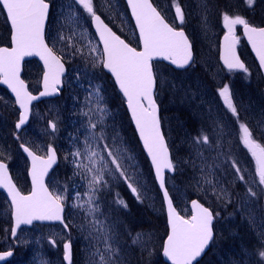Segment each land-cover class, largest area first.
I'll return each instance as SVG.
<instances>
[{"label": "snow or ice", "instance_id": "obj_1", "mask_svg": "<svg viewBox=\"0 0 264 264\" xmlns=\"http://www.w3.org/2000/svg\"><path fill=\"white\" fill-rule=\"evenodd\" d=\"M79 6L89 14L98 34L102 49H91L98 52L93 57V66L101 67L108 71L114 78L115 84L125 98L126 106L131 112V118L143 148L149 157L153 168L154 179L162 192V200L166 204L167 223L169 231L162 244L163 256L171 264H199V258L205 254L211 242L215 239L214 222L219 218V212L210 206H205L198 199L190 202V217L181 215L174 204L173 197L169 193L165 171L175 174L179 170V162H174L175 157L170 151V145L162 131L160 118V104L158 97L166 85L175 88L171 80L158 73L154 61H165L176 70H185L196 65L195 50L189 35L185 31L186 14L185 8L179 0H171L174 7V17L171 21L167 16L154 6L151 0H126L130 14L134 18L135 27L138 29L140 50L117 35L107 23L97 14L93 0H76ZM243 3L251 8L255 0H243ZM54 0H0V12H3L9 25L8 46H0V83L7 85L14 94L15 104L19 106L18 121L15 129L20 130L30 118L31 105L41 97L60 95L64 87V79L67 72L66 55H78L80 49H73L71 53L59 52L56 49L55 38L52 46L45 38L46 24L53 18L51 9ZM190 15V14H189ZM222 27L225 29L223 39L225 44L220 59L226 68L231 70H243L248 73L249 69L240 59L236 52L239 37L236 35L237 26H242L244 35L251 43L258 57L259 67L264 69V26H254L245 16L237 14L231 5H225L220 10ZM19 45H27L32 52L25 55L17 67L16 58L11 55ZM124 45L125 47H121ZM149 49L152 51L149 53ZM146 53H148L146 55ZM38 56L43 62L42 91L34 95L29 90V83L22 78V61L25 57ZM222 103L230 114L239 122L241 132L240 140L248 148L251 155L256 159L255 172L258 175V183L253 181L259 191H254L249 186L246 189L250 197L264 195V146L250 139L251 133L248 125L240 120V113L233 102V93L230 85L225 83L218 90ZM106 111V110H103ZM102 121V117H101ZM51 129L55 132L56 123L48 121ZM100 129L99 132L96 129ZM202 129L196 137H192V143L207 142L209 137L202 135ZM190 135V134H189ZM94 142V143H93ZM115 139L106 134L104 124L93 123L91 120L86 125V135L83 147L72 145L71 151L63 155V160L73 166V176L79 174L86 179L92 194L89 196V204L95 193L102 192L108 187L106 176L119 177L127 184L132 194L137 193V188L128 183L129 177L123 170V164L118 151L114 147ZM22 151L30 160L28 176L31 181V189L24 194L13 182L9 167L11 157L0 156V188L7 192L12 208L11 216L14 220L10 228L11 237L17 236V230L21 225H31L33 221L60 222L67 233V239L62 240V261L66 264H74L73 240L71 228L75 227L65 220V208L68 205L67 188L64 192H58L50 188L45 178L54 171L61 157L53 144L46 145L38 155L37 151L21 145ZM97 149H100L98 151ZM87 157L89 164L83 163ZM97 164L99 166H97ZM83 169V171H81ZM236 179L245 182V175L240 174L241 169L234 167ZM85 173L90 175H85ZM214 191H216L214 189ZM79 199V193L76 194ZM228 193L220 189L216 199L223 201ZM139 200V197H136ZM127 208L124 200L116 201ZM72 204L71 207H75ZM97 210L95 208L89 211ZM53 247L57 246L55 240H51ZM109 251L111 245H107ZM13 255L12 250L0 251V261L6 260ZM151 255V253H150ZM264 264V232L257 234V245L249 252L242 249L239 258H233L231 264ZM119 259V257H117ZM100 264H116L114 260L100 257Z\"/></svg>", "mask_w": 264, "mask_h": 264}, {"label": "rangeland", "instance_id": "obj_2", "mask_svg": "<svg viewBox=\"0 0 264 264\" xmlns=\"http://www.w3.org/2000/svg\"><path fill=\"white\" fill-rule=\"evenodd\" d=\"M160 10L171 21L174 17V7L171 0H155ZM94 8L103 10L106 15L114 21H118L117 25L125 34H131L132 26L130 21L125 16L123 7L120 0H93ZM201 16L189 17L186 15V23L194 24L195 26L203 25V31L205 36L212 33L214 30L208 29L206 25L209 20L208 11L206 6L202 5L199 8ZM206 10V11H205ZM194 10L193 12H195ZM52 21L49 26L48 42L52 46V42L55 38L59 37L56 41V49L59 52L71 53L73 49H80L81 52L78 55H66L65 60L69 67V74L65 78V89L63 98L60 101H47L44 104L37 106L34 109L33 120L35 122L34 130L32 132L27 129L24 131L22 139L25 144L30 146L38 154H43L38 149H43L48 144H53L58 154L62 159L60 166L49 175L47 184L50 188H54L58 192H64L67 188L66 195L68 196V205L66 206L67 215L66 219L71 225L75 227L71 228V238L73 240L74 249V264H100V257L103 255L105 259H111L116 264H123L120 260L124 257L123 247H131L136 244L137 235L126 232L122 238L115 236L113 216L109 214V210L112 211L108 198H106V192H110L117 186L122 188L123 179L112 176H106L108 181V187L102 192L95 193L92 198V203L89 204V196L92 194V190L89 188L87 180L81 178L79 174L73 176V166L66 163L63 160V155L73 150L72 145L75 143L77 146L83 147V140L86 135V125L89 120L93 123L104 124V130L106 134L116 119V113L114 101L110 93V85L102 74L101 67L93 66V57L98 56V52H93L91 49H100V46L94 36L91 29L90 20L91 17L87 14L81 6L78 5L76 0H54V6L52 8ZM191 25V24H190ZM223 29L222 25L221 28ZM241 26H237L236 35L241 40L239 33ZM225 33V29L222 30ZM207 48H202L199 66H204V71L210 76H219L218 63L211 62V58L208 53L209 48H213L210 43V39L207 37ZM218 49V45L216 47ZM247 61L252 63L251 58L247 56ZM220 66V65H219ZM42 69L39 66H29L26 68L25 78L27 81L38 85L41 82ZM234 76H237L234 74ZM199 82L197 81V84ZM9 94L0 87V106H7L11 110L12 99H8ZM106 110V111H103ZM113 110V112H112ZM1 111V110H0ZM102 117V121H101ZM52 120L56 123V132L52 133L48 121ZM2 125H5L0 117V156L11 157L12 163L10 169L12 176L18 187L25 192L30 188V183L27 177L28 173V161L22 156L19 150H14L12 146H8L5 155L2 152L4 148L2 140L5 139V131ZM168 125L170 130L177 131L182 125L177 117L168 118ZM224 133L227 128H223ZM97 132L100 129H96ZM170 131V132H171ZM250 139L255 143L264 146V126L262 130L257 134L250 132ZM241 136V133H240ZM94 143V142H93ZM180 157L187 155L188 150L186 144L179 140ZM191 149L193 146L189 145ZM115 149L118 151L121 162L123 164V170L130 178L128 183H132L137 188V193L132 196L139 199H147L149 190L152 189L151 182L146 177L145 170L142 168L140 171L138 161L130 154V145L125 143H115ZM246 147V146H245ZM100 151V149H97ZM246 150L251 158L252 164L250 169H247V177L252 187L259 191V188L253 183H258V175L255 172L256 159L253 157L246 147ZM195 156V158H194ZM203 154L195 152L193 157L189 160L194 161L197 172L200 177V186L203 187L204 195L215 207L218 206L219 216L232 219L236 212L244 213L246 207L242 200V207L239 202L236 203L234 209L227 211L224 215L222 211V205L227 206L230 200V192L222 182V178L219 176L215 164L212 159L204 157ZM83 163L89 164V160L85 156ZM97 166H99L97 164ZM83 171V169H81ZM85 175H90L85 173ZM254 177V178H253ZM207 181L210 182L211 187H208ZM28 185V189H27ZM125 185H127L125 183ZM250 186V185H249ZM264 187V186H259ZM214 189L216 191H214ZM220 189L227 191L228 196L225 200L219 201L216 199V194ZM255 191V190H254ZM79 193V199L76 194ZM124 199L117 197V200L122 199L127 202L126 196L123 194ZM256 199L254 206H249L248 210L256 216V221L261 232H264V195L258 197H252ZM137 199V198H136ZM110 199V201H112ZM116 200V201H117ZM189 197L186 194V190L180 189L178 192L177 206L182 215L185 217L190 216V210L188 207ZM224 202V204H223ZM150 203V202H149ZM75 204V207H71ZM118 207L125 208L123 205L115 203ZM217 204V206L215 205ZM95 208L97 210L89 211V209ZM155 208V207H154ZM130 208L127 206L125 211L129 212ZM161 212V207L158 209ZM113 211H115L113 209ZM11 205L7 197L0 192V225L2 231L0 233V250L17 248L14 259L9 264H56L59 257H56L55 252L58 248H61L59 252L60 258L62 257V240L67 239L66 232L63 228L56 224H49L46 226L34 225L32 227L22 228L15 239L11 238L10 228L12 227ZM121 212H124L121 211ZM127 216L126 224L130 223L129 216ZM124 216V215H123ZM9 221V226L6 225ZM154 234H157L155 231ZM156 239V240H155ZM153 239V243L158 241L157 236ZM51 240L57 242V246L53 247L50 244ZM107 245L112 246V250L109 251ZM120 247H122L120 249ZM154 248V249H153ZM162 248V245H161ZM222 248L220 243L216 244L215 250L218 252ZM146 253L145 258H140L142 264H154L155 263V247ZM161 253V249H160ZM119 257V259H117Z\"/></svg>", "mask_w": 264, "mask_h": 264}, {"label": "trees", "instance_id": "obj_3", "mask_svg": "<svg viewBox=\"0 0 264 264\" xmlns=\"http://www.w3.org/2000/svg\"><path fill=\"white\" fill-rule=\"evenodd\" d=\"M120 1L125 16L132 26L130 35L125 34L117 25L118 21L109 18L103 10L97 9V12L102 15L116 32L122 35L133 46L139 47L138 38L127 8L123 0ZM179 2L184 6L185 14L195 18L201 16L198 8L202 5L206 6L209 14V20L206 25L208 29L214 31L212 33L209 32V35L205 36V32L202 30L204 24L202 27L195 26L191 22H189L191 25L188 23L185 24V30L193 42L197 56L194 67L183 72H178L165 64L156 63L158 73L165 76L168 80H171L175 85L174 89L166 85L158 97L164 133L169 142L172 155L175 157L174 162H179V170L172 177L168 178L167 184L176 205L178 202V192L180 189H183L186 190L189 199L197 197L214 211L219 212L217 204H215L217 206L215 207L210 201L208 203L203 193L204 186H200L202 183H200L196 165L189 158L193 157L195 152H199L209 160H213L216 170L223 180L222 182L230 192V200L227 206H221L224 215L227 211L234 209L237 202L242 207V200L244 201L246 211L244 213L235 211L232 219L219 216L215 223L216 238L212 248L199 264H231L233 258H239L242 249H247L251 252L252 248L257 245V234L261 232V229L257 225L256 216L248 210L249 206H254L256 203V199L250 197L246 192L247 187L249 185L251 186L246 174L247 169L251 167L252 161L246 147L240 140L241 132L238 126L239 122L227 111L226 106L223 105L222 98L218 95V90L225 83L230 85L233 93V102L240 113V120L248 125L250 132L257 134L264 126V81L243 41L240 47L241 55L246 60L247 56H249L252 61L250 64L246 61L249 69L248 73L243 71L227 72L218 65V70L221 68L219 70V76L212 77L204 71V66H199L198 64L201 57L200 50L202 51V48L206 50L207 48V37L210 39L211 45H213V48L208 49V53L211 54L209 55L211 62L219 64L218 50L216 47L223 33V29H220L222 25L220 10L226 4L233 6L237 14L245 16L253 25L264 26V0H255V4L251 8H248L243 3V0H179ZM194 10L196 11L193 12ZM49 26L47 37L49 34ZM8 36L9 26L3 12H0V45L9 44ZM32 65L39 66L35 61H31L26 64V68ZM102 74L109 82L111 97L115 102L113 105L115 107L114 113H116L115 117L117 119L114 120V124L107 135L113 137L117 144L125 143L126 145H130V154L140 164V171L142 168L145 170L146 177L152 185L147 199L141 198V200H138L135 196H132L125 182L122 188L118 187L117 189V185L115 189L105 193V197L108 198L112 208V211L108 209V212L113 216V220L116 219V224L114 225L115 236L122 238L125 231L129 232V235L134 234L138 236L135 242L136 244L128 248L123 247L125 251L124 257L120 260L123 264H142L141 261L137 262V260L142 257L145 258L146 253L148 251L151 253L152 247H155L156 261L154 264H166L160 255L161 245L167 234V223L159 190L154 182L149 162L138 143L133 126L127 115L124 101L111 78L104 71H102ZM234 74L237 76H234ZM197 81L199 82L198 84ZM29 86L33 91L38 89L37 84L34 85V83L29 82ZM63 95L64 92L56 101H60ZM11 103H13L12 100ZM0 110L1 120L5 124L2 125L5 131V139L2 140L1 144L4 146L2 152L5 154L6 149L10 145L14 150L20 151L19 145L24 143L22 139L24 131L17 138H14V125L18 112L14 104L11 105V110L6 105L0 106ZM171 117H177L182 124L176 132H172L169 128L168 118ZM33 119L27 128L30 132L34 130L35 122ZM223 128H227L225 133ZM201 129L203 130L202 135L209 137L208 141L196 144L192 143L191 138L196 137L198 131ZM179 140L186 144V149L188 150L187 155L184 157H180L179 154V146H182L177 143ZM189 145L193 146V148L191 149ZM61 163L62 159H60ZM234 167L241 169L240 174L245 175L247 183L240 182L236 179L237 174L234 172ZM206 185L211 187L209 181H207ZM253 190L256 191V188L253 187ZM123 194L126 196L127 202H125L130 208L129 212L125 211L127 208L118 207L115 204L117 203V197L124 199ZM112 198L113 200L110 201ZM159 207H161V212L158 210ZM123 210L125 213L131 214L129 218L132 221L129 224H126L128 214L121 212ZM6 225L9 226V221H7ZM1 231L2 226L0 225V233ZM155 231L157 234H154ZM156 236L158 241H155V245L153 239ZM218 243L222 245V248L217 252L215 247ZM55 255L59 256L58 250H56ZM252 264H255V258H253Z\"/></svg>", "mask_w": 264, "mask_h": 264}, {"label": "water", "instance_id": "obj_4", "mask_svg": "<svg viewBox=\"0 0 264 264\" xmlns=\"http://www.w3.org/2000/svg\"><path fill=\"white\" fill-rule=\"evenodd\" d=\"M125 1V3H126V0H124ZM151 2H152V0H151ZM153 3V2H152ZM127 5V4H126ZM153 5H154V3H153ZM155 6V5H154ZM127 8H128V6H127ZM128 10H129V14H130V9L128 8ZM130 17H131V19H132V21H133V23H134V26H135V22H134V18H132V16H131V14H130ZM102 18V17H101ZM103 19V18H102ZM105 22V21H104ZM106 23V22H105ZM48 24V23H47ZM47 24H46V29H47ZM91 25H92V28H93V31H94V33H95V35H96V37H97V39H98V41H99V37H98V34L95 32V27H94V24L92 23V20H91ZM109 26V25H108ZM110 27V26H109ZM46 29H45V38H46ZM135 29H136V27H135ZM113 30V29H112ZM114 31V30H113ZM136 31H137V34H138V29H136ZM115 32V31H114ZM241 32H242V35H243V38H244V40H245V43H246V45L248 46V48L250 49V51H251V53H252V55H253V57H254V59H255V61H256V63H257V65H258V67H259V63H258V57L256 56V53H255V50L252 48V45H251V43L248 41V39H247V37L244 35V30H243V27L241 28ZM118 35V34H117ZM223 36H224V34L221 36V38H220V41H219V62H220V64L223 66V68L224 69H226L227 71H229L227 68H226V66L223 64V61L220 59V56H221V54H222V51H223V46H224V44H225V41H224V39H223ZM138 37H139V34H138ZM122 38V37H121ZM122 39H124V38H122ZM125 40V39H124ZM47 41V40H46ZM126 41V40H125ZM127 42V41H126ZM99 43H100V41H99ZM128 43V42H127ZM100 45H101V48L103 47V45H102V43H100ZM128 45H130L129 43H128ZM130 46H132V45H130ZM121 47H125L124 45H121ZM140 47H141V43H140ZM137 50H140V48L139 49H137ZM149 51V53L152 51V49H149L148 50ZM30 52H32V49L30 48V47H28L27 45H19V44H17V46H16V48H15V51L14 52H12L11 53V55L12 56H14L15 58H16V63H17V67H19V63H20V61L23 59V57L25 56V55H27V54H29ZM236 52H237V54H238V56L240 57V59L243 61V59L241 58V56H240V54H239V51H238V43H237V45H236ZM148 53H146V55H147ZM33 59H36V60H38L39 61V63L41 64V66H42V69H43V62L39 59V57L38 56H30V57H25L24 58V60L21 62L22 63V78H23V72H24V64L26 63V62H28V61H30V60H33ZM154 62H164V63H166V64H168L169 66H171L169 63H167V62H165V61H154ZM244 62V61H243ZM245 63V62H244ZM246 65V64H245ZM172 68H174L173 66H171ZM66 68H67V66H66ZM175 69V68H174ZM188 69V68H187ZM259 69H260V71H261V74H262V76H263V78H264V69H261L260 67H259ZM176 70V69H175ZM104 71L107 73V74H109L110 76H111V74L110 73H108V71L107 70H105L104 69ZM179 71H181V70H179ZM231 71H234V70H231ZM67 75V72H66V74H65V76ZM64 76V77H65ZM64 77H63V79H64ZM112 77V76H111ZM24 79V78H23ZM112 79H113V81H114V78L112 77ZM115 83V82H114ZM116 85V84H115ZM0 86L1 87H3L4 89H6L7 91H8V93H9V95L13 98V100H14V103H15V97H14V94H12L11 93V90L7 87V85H4L3 83H0ZM116 87H117V89H118V86L116 85ZM64 88V87H63ZM30 90V89H29ZM43 90V88H42V80H41V87H40V90L39 91H42ZM119 90V89H118ZM39 91L37 92V93H33L34 95H39ZM120 92V91H119ZM120 94H121V92H120ZM122 95V94H121ZM58 96H60V95H52V96H46V97H41L40 99H38L37 101H34L33 103H32V105L30 106L31 107V112H30V118H29V120H28V122H26V124L24 125V126H22V128L20 129V130H17V129H15V131H16V134L14 135V137L16 138L17 137V135L24 129V128H26L28 125H29V123H30V120H31V117H32V109H33V106H34V104H36V103H39V102H41V101H44V100H46V99H54V98H56V97H58ZM123 97V96H122ZM124 98V97H123ZM125 99V98H124ZM15 106H16V108H17V110H18V112H19V106L17 105V104H15ZM125 106H126V101H125ZM126 109H127V112H128V115H129V117H130V120H131V122H132V125H133V127H134V129H135V132H136V135H137V137H138V139H139V142H140V144H141V146H142V149H143V151H144V153H145V155H146V157L148 158V160H149V157L147 156V154H146V150L143 148V144H142V141L140 140V138H139V135H138V132H137V130H136V127H135V122L132 120V118H131V112H130V110L127 108V106H126ZM19 114V113H18ZM18 121V120H17ZM16 121V122H17ZM49 124V123H48ZM49 127H50V125H49ZM50 129H51V127H50ZM52 130V129H51ZM162 131H163V129H162ZM21 145H24V146H27V145H25V144H20V149H21V151H22V148H21ZM28 147V146H27ZM30 148V147H29ZM33 150V149H32ZM22 153L24 154V156L26 157V159H27V161H28V164H29V167H30V160H29V158H27V156H26V154L22 151ZM39 155V154H38ZM149 162H150V160H149ZM56 166H54V168H55ZM152 167V166H151ZM152 170H153V168H152ZM9 171H10V169H9ZM154 171V170H153ZM51 173V172H50ZM167 173L168 174H170V175H173L172 173H169L167 170L165 171V176L167 177ZM10 175H11V177H12V174H11V171H10ZM47 178L48 177H46L45 178V182H46V184H47ZM12 179H13V177H12ZM28 179H29V182H30V189H31V181H30V177L28 176ZM13 182L15 183V181H14V179H13ZM155 182H156V184H157V186H158V182L155 180ZM158 189H159V187H158ZM159 191H160V193H161V195H162V192H161V190L159 189ZM0 192H2V193H4L5 194V196L8 198V200H9V202H10V198L7 196V192H6V190L5 189H3V188H0ZM24 194H27V193H24ZM191 202V201H190ZM201 202V201H200ZM202 203V202H201ZM164 206H165V212L167 211L166 210V204L164 203ZM189 207H190V203H189ZM11 210H12V208H11ZM166 218H167V214H166ZM35 223H41V224H61L60 222H50V221H33V224H35ZM13 224H14V220H13V218H12V226H13ZM33 224H31V225H21L20 226V228L17 230V234H18V232H19V230L21 229V228H23V227H31ZM62 225V224H61ZM167 226H168V223H167ZM168 231H169V226H168ZM12 238V237H11ZM166 239V238H165ZM211 245V244H210ZM209 248H210V246H209ZM209 248L206 250V252L209 250ZM13 251V255H14V250H12ZM206 252H205V254H206ZM163 249H162V252H161V255H162V257H163V260L166 262V263H168V264H171V262L170 261H168L164 256H163ZM205 254H203L202 255V257H204V255ZM13 255L11 256V257H8L6 260H4V261H0V264H4V263H6L8 260H10L12 257H13ZM202 257H200L199 258V261L202 259Z\"/></svg>", "mask_w": 264, "mask_h": 264}, {"label": "flooded vegetation", "instance_id": "obj_5", "mask_svg": "<svg viewBox=\"0 0 264 264\" xmlns=\"http://www.w3.org/2000/svg\"><path fill=\"white\" fill-rule=\"evenodd\" d=\"M73 254H74V250H73Z\"/></svg>", "mask_w": 264, "mask_h": 264}]
</instances>
